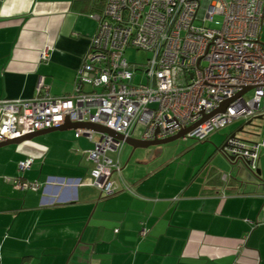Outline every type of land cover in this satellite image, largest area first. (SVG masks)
Returning a JSON list of instances; mask_svg holds the SVG:
<instances>
[{"label":"crops","instance_id":"1","mask_svg":"<svg viewBox=\"0 0 264 264\" xmlns=\"http://www.w3.org/2000/svg\"><path fill=\"white\" fill-rule=\"evenodd\" d=\"M98 3L0 0V100L33 97L39 77L50 95L71 93ZM246 123L227 136L253 135ZM75 132L0 148V264H264V149L259 175L217 156L231 166L225 175L211 165L215 152L174 168L179 155L119 152L107 156L120 170L115 194L104 197L91 185L93 143ZM15 179L39 189L17 190Z\"/></svg>","mask_w":264,"mask_h":264},{"label":"built area","instance_id":"2","mask_svg":"<svg viewBox=\"0 0 264 264\" xmlns=\"http://www.w3.org/2000/svg\"><path fill=\"white\" fill-rule=\"evenodd\" d=\"M93 18L96 31L72 92L52 96L39 77L33 97L0 100V142L66 120L99 125L125 138L141 126V140L164 139L228 102L222 113L209 116L183 139L203 142L234 122L260 121L256 138L227 136L220 148L226 159L256 173L264 149V0H105ZM126 48L150 57L144 64L128 62ZM48 57L46 48L40 58ZM244 88L249 89L238 96ZM75 131L76 138L93 143L86 153L95 164L91 185L101 196H113L111 177L120 165L107 153H119L124 143L104 133ZM31 163L20 162L18 168L28 170ZM14 188L36 191L39 184L15 179Z\"/></svg>","mask_w":264,"mask_h":264},{"label":"rangeland","instance_id":"3","mask_svg":"<svg viewBox=\"0 0 264 264\" xmlns=\"http://www.w3.org/2000/svg\"><path fill=\"white\" fill-rule=\"evenodd\" d=\"M260 42L264 44V26L261 28V33H260ZM123 57L128 61V62H133V63H138V64H144L150 57L149 53H145L143 51H135L132 48H126ZM250 94V93H249ZM248 94V95H249ZM242 123H233L232 125H229L225 127L224 129H221L217 132L212 133L209 135L207 140L203 142H196L193 139H186L184 140L183 138L177 139L175 141H172L170 143H166L163 145H158V146H151L146 149H132L130 146L123 144L120 150V156L123 154L125 151H129L130 153H134V158H145L150 156L158 157V158H168L172 157L174 155H179L180 160H178L175 165L173 166L176 167V164H181V166L185 165L189 161H194L196 159H202L203 157H208L209 155H212L213 152H215V155L212 156L211 158V165L220 166L221 172L226 174H229L231 166L229 165V170L227 168L222 167L220 164L214 160L215 157H221L224 161L227 162L228 159H226L218 149L222 146L226 136L233 131H236ZM262 127V122L254 120L251 122L250 125L244 127V131L246 133L253 134L254 138H256V135H260L261 133V128ZM143 127L137 126L132 133V137L135 139H139L143 133ZM72 132V130L67 131V133ZM238 136H243L241 134H238ZM252 136V135H250ZM249 136V137H250ZM248 137V138H249ZM98 136H94V140H96ZM263 150V149H261ZM260 150V152H262ZM114 154L107 153V156L110 158H115ZM158 155V156H157ZM229 161V160H228ZM241 164H243L241 161H238ZM229 163V162H227ZM243 166V165H241ZM245 168V166H244ZM124 169V168H123ZM247 171V169L245 168ZM115 179V177L113 178Z\"/></svg>","mask_w":264,"mask_h":264},{"label":"water","instance_id":"4","mask_svg":"<svg viewBox=\"0 0 264 264\" xmlns=\"http://www.w3.org/2000/svg\"><path fill=\"white\" fill-rule=\"evenodd\" d=\"M248 89L249 88H244L243 91L238 94V96L243 94ZM227 103L228 102L222 103L219 106V108L217 110H215L211 115H214L216 113H222L225 110V107H226ZM211 115L203 116L202 120L198 121L196 124H194L191 127H188V128L180 130L178 133H176L173 136H170V137H167V138H164V139H154L152 141H144V140L134 139V138H131V137H126L125 138L124 136L119 135V134L113 132L112 130H109V129L104 128V127L99 126V125L86 123V122L85 123H71L68 120H66L61 126H58L56 128L35 132L33 134L25 135V136H22V137H19V138L11 139V140H4V141L0 142V148L6 147V146H9V145H17V144H20V143H22L24 141H29V140L37 137V136L48 134V133H51V132H62V131H68V130L83 129V130H91V131L96 132V133H104V134L110 136L111 138H113V139H115L117 141H122L126 145L131 146L133 148V150L134 149H146V148L151 147V146L163 145V144L175 141L177 139L184 138V136L187 133H189L195 126L200 125L201 123H203V121H205ZM258 119H260V117ZM246 124L249 125L250 122H247ZM229 161L230 162H234L233 159H229ZM256 174L257 175L260 174L258 170L256 171Z\"/></svg>","mask_w":264,"mask_h":264},{"label":"trees","instance_id":"5","mask_svg":"<svg viewBox=\"0 0 264 264\" xmlns=\"http://www.w3.org/2000/svg\"><path fill=\"white\" fill-rule=\"evenodd\" d=\"M104 2H105V0H99V3H98V7H99V9L102 10V8H103V6H104ZM101 10H99V11H101Z\"/></svg>","mask_w":264,"mask_h":264}]
</instances>
